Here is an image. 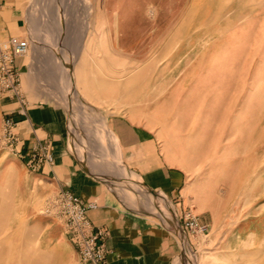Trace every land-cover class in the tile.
Segmentation results:
<instances>
[{
  "label": "rangeland",
  "instance_id": "rangeland-1",
  "mask_svg": "<svg viewBox=\"0 0 264 264\" xmlns=\"http://www.w3.org/2000/svg\"><path fill=\"white\" fill-rule=\"evenodd\" d=\"M263 5L0 0V42L30 40L20 59L33 66L21 76L27 102L38 89L64 108L67 148L80 165L177 233L173 264H264ZM13 9L23 18L21 33ZM17 108L0 87V264H56L34 225L36 216L57 218L44 212L55 192L42 193L29 173L33 143L28 148L18 125L3 126L8 117L19 124ZM120 114L143 119L162 162L183 172L184 205L140 189L120 167L117 173L111 163L123 164L121 150L106 117ZM191 208L209 225L207 236L180 232L181 214Z\"/></svg>",
  "mask_w": 264,
  "mask_h": 264
},
{
  "label": "crops",
  "instance_id": "crops-1",
  "mask_svg": "<svg viewBox=\"0 0 264 264\" xmlns=\"http://www.w3.org/2000/svg\"><path fill=\"white\" fill-rule=\"evenodd\" d=\"M262 8L263 11H259L257 16L264 14V5ZM18 14L16 9L11 11V15H16V32L21 33L23 18ZM235 30L238 29H234V34ZM240 31L248 30L244 28ZM229 42L226 39L222 45ZM21 61V76L27 75L33 66L29 61ZM34 95L36 100L28 103L25 116L16 115V119L20 120L18 127L21 138L28 148L36 137L52 145L54 165L51 168L44 166L37 171L29 170L40 191L54 193L65 189L84 202L97 205L88 211L87 216L94 227L107 232L106 244L113 250L107 256V264H173L181 251L177 233L158 218L130 208L114 188L86 171L67 148L69 129L66 110L45 100L41 90L37 89ZM106 121L109 129L118 137L121 162L126 168L139 177L147 189L160 191L170 202L178 201V207H181V203L184 205L187 201L184 197L186 186L182 187L185 176L181 170L162 162L156 138L143 119L135 116L130 120L120 114L107 115ZM34 225L41 229L44 245L54 263L79 264L78 253L67 239L59 219L36 216Z\"/></svg>",
  "mask_w": 264,
  "mask_h": 264
},
{
  "label": "built area",
  "instance_id": "built-area-1",
  "mask_svg": "<svg viewBox=\"0 0 264 264\" xmlns=\"http://www.w3.org/2000/svg\"><path fill=\"white\" fill-rule=\"evenodd\" d=\"M28 37L11 36L0 42V87L2 92L11 94L18 103L17 112L25 116L28 104L24 91L21 88V65L19 60L26 56L30 50ZM18 122L8 117L3 121V126L12 130ZM12 134V133H11ZM18 136L15 139L18 140ZM28 165L31 170L37 171L40 167L53 166L54 152L51 143L35 139ZM97 205L93 202L86 203L72 192L60 189L49 198L44 212L61 220L69 242L78 253L79 264H107V256L113 252L106 244L107 232L96 228L89 220L87 213ZM180 225V224H179ZM209 225L203 223L190 210L181 214L180 232L185 235L209 234Z\"/></svg>",
  "mask_w": 264,
  "mask_h": 264
},
{
  "label": "bare ground",
  "instance_id": "bare-ground-1",
  "mask_svg": "<svg viewBox=\"0 0 264 264\" xmlns=\"http://www.w3.org/2000/svg\"><path fill=\"white\" fill-rule=\"evenodd\" d=\"M204 13V12H203ZM202 17V16H201ZM218 23V22H217ZM203 24V23H202ZM197 28H199V27H197ZM194 29V28H193ZM200 29V28H199ZM195 30V29H194ZM198 30V29H197ZM193 32V31H192ZM189 42V41H188ZM106 153V152H105ZM117 160H119V159H117ZM120 161V160H119ZM113 162V161H112ZM112 165H114V167L117 169V173H118V168L120 167V169H121V172L122 173H125V175H127V174H129L128 176H126L131 182L130 183H132V182H134L140 189H144V186H143V184H141V181H140V178L139 177H137L136 175H134V174H132V173H130L125 167H124V165L123 164H114V162L113 163H111ZM115 170V169H114ZM112 174H114V173H112ZM143 182V181H142ZM113 186H115L116 188H117V190H119V191H123V192H125L126 191V188H125V185H124V183L122 182V184H119V183H114V185ZM127 186H129V183L127 184ZM113 188V187H112ZM122 192V193H123ZM150 198V197H149ZM151 199V198H150ZM152 200H150L149 202H151ZM167 219V218H166ZM11 235V234H10ZM1 249H2V244L0 243V256H1ZM9 260H11L10 259V257H8V261Z\"/></svg>",
  "mask_w": 264,
  "mask_h": 264
}]
</instances>
